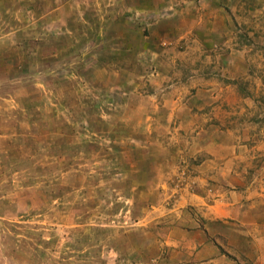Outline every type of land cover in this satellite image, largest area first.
I'll use <instances>...</instances> for the list:
<instances>
[{
	"label": "rangeland",
	"instance_id": "rangeland-1",
	"mask_svg": "<svg viewBox=\"0 0 264 264\" xmlns=\"http://www.w3.org/2000/svg\"><path fill=\"white\" fill-rule=\"evenodd\" d=\"M165 2L161 15L166 18L188 6ZM192 2L195 13L215 8L229 17L239 35L229 49L237 70L227 74L233 79L226 83L246 90L247 101L237 104L245 110L217 126L219 135L238 137L235 200L253 201L256 192L264 200V41L245 39L246 25L235 20L242 12L252 14L251 30L261 36L264 26L260 31L257 26L264 24V0ZM135 4L0 0V264H164L159 256L169 253L165 241L172 231L165 210L174 206L180 189L193 184L206 201L229 190L226 182L206 175L195 181L177 172L163 180L149 173L156 141L148 129L155 93L150 79L158 72L143 62L150 61L146 54L128 47L117 51L110 41L122 28L148 34L150 23H138L146 10ZM103 15L117 17L121 26H111L107 17L100 19ZM160 47L174 44L162 40ZM251 77L252 93L246 86ZM186 211L188 219L201 218ZM243 214L240 227L246 223ZM202 230L197 240L225 245L221 252L230 259L264 264L249 254L256 255L251 242L233 250L234 242Z\"/></svg>",
	"mask_w": 264,
	"mask_h": 264
},
{
	"label": "crops",
	"instance_id": "crops-1",
	"mask_svg": "<svg viewBox=\"0 0 264 264\" xmlns=\"http://www.w3.org/2000/svg\"><path fill=\"white\" fill-rule=\"evenodd\" d=\"M189 1L193 3L190 7H194L192 0H180V3L176 4L177 7L180 4L182 7L184 3L188 6L174 13L173 17L166 18L161 15L167 5L165 0H135V6L139 4L141 10H146L138 23L140 26L150 23L148 34L144 36L136 27L131 31L122 28L115 36L110 34V41L114 46H118L117 51L121 52L127 47L136 48L140 55L146 54L150 57V61L143 60L151 62L147 68L154 67L158 72L156 78L150 79L155 93L152 97L154 103L148 112V129L153 135L150 140H156L155 148L150 154V163L153 164L149 165L151 176L158 178L159 175L165 180L170 179L172 173L178 172L189 176L191 180L202 181L205 180L202 175H206L213 182L223 181L230 187L219 195L218 200L206 201L198 195V187L191 184V188L190 183L183 184L184 188L178 192L174 206L165 210L169 211L164 220L171 224L172 228L165 241L166 247L169 246L170 249L165 256L160 254L159 259L164 264H243L239 260L240 256L236 257L235 261L221 252L225 245L218 244L219 246L215 247L211 240H197L199 236L203 238L200 233L202 229H207L222 239L234 242L231 247L233 250L243 243L246 245L251 242L249 245L256 255L252 250L249 254L257 256L259 261H264V200L257 192L253 201L247 200L243 203L235 200L238 193L234 191L233 179H237L238 175L237 172L234 175L232 167L235 158L238 159L234 155L238 137H233L232 134L219 135L221 131L217 126L225 120L234 119L236 115L244 114L245 110H238L237 104L247 101L246 90H237L235 86L226 83V79H233L231 76L227 77V74L237 70L233 63L235 60H232L234 53L229 52V49L233 47V39L239 35L233 30L229 17H225L215 8L210 13H195V10L189 8ZM212 5L214 6V2ZM247 13L242 12V15L238 14L239 17L235 18L242 26L246 25V29H243L245 36H242L245 39L258 37V42H263L264 30L261 36L252 32L254 16L250 13L246 15ZM8 14L9 10L5 15ZM106 17L103 15L100 19L105 20ZM116 18L107 17V21L111 22V26H121ZM262 25L264 26L258 24L259 31L263 29ZM162 40L172 41L174 47L162 49ZM190 41L194 42L192 49ZM247 42L250 44V41ZM143 65L146 67L145 63ZM251 78L246 79L249 92L255 82L254 78ZM160 133L167 135L162 137L158 135ZM158 136L161 137V142ZM232 154L234 158L230 157ZM179 158L182 162L175 165L172 161L177 162ZM163 164L171 165L170 171L163 170ZM202 171L205 173L200 176ZM253 180L255 173L252 175L251 181ZM186 208L193 210L197 217L198 214L201 215V218L188 219L183 215ZM243 212L246 223L244 227H240ZM187 216L192 217L188 214ZM235 219L240 220V224L235 223ZM228 224L230 226H227ZM193 233L195 235H192ZM231 248H225L226 252L232 251Z\"/></svg>",
	"mask_w": 264,
	"mask_h": 264
}]
</instances>
